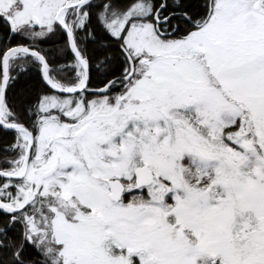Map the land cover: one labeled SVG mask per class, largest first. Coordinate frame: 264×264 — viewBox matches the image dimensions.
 <instances>
[{
  "label": "snow or ice",
  "instance_id": "1",
  "mask_svg": "<svg viewBox=\"0 0 264 264\" xmlns=\"http://www.w3.org/2000/svg\"><path fill=\"white\" fill-rule=\"evenodd\" d=\"M0 129V264H264V0H0Z\"/></svg>",
  "mask_w": 264,
  "mask_h": 264
},
{
  "label": "trees",
  "instance_id": "2",
  "mask_svg": "<svg viewBox=\"0 0 264 264\" xmlns=\"http://www.w3.org/2000/svg\"><path fill=\"white\" fill-rule=\"evenodd\" d=\"M130 0H121V3L127 4L129 3ZM194 4L198 3L199 0H192ZM93 26H95V20L93 21ZM97 33L98 36L103 37L104 33L100 31L99 28H97ZM5 43H7L5 41ZM108 41L106 40H101L99 46L107 45ZM63 41L60 40L58 37H54L52 41L41 45V47L47 49L49 51L50 57L53 59H56L57 56L60 54L56 53L54 49L56 48H62ZM88 48L90 51V54L92 55L93 59V64L97 62V56H99L98 51H93L94 49L98 48L97 44L90 43L88 44ZM103 59V57H100ZM62 59V57H61ZM122 59V57H120ZM119 61H114V66L118 63ZM92 75H93V84L95 85L96 81L100 78H102L98 73L95 67L92 69ZM41 87H43L42 80L40 78V74L38 69L35 66H31L30 70L24 74L21 75L19 80L16 82L14 88L10 91L9 96L10 99L17 105V108H19L20 103H21V97L24 99H27L29 96H34L35 92L38 91ZM15 133L14 131H9V130H3L0 129V150L5 148L7 145L13 142L14 140Z\"/></svg>",
  "mask_w": 264,
  "mask_h": 264
},
{
  "label": "water",
  "instance_id": "3",
  "mask_svg": "<svg viewBox=\"0 0 264 264\" xmlns=\"http://www.w3.org/2000/svg\"><path fill=\"white\" fill-rule=\"evenodd\" d=\"M9 131H11V130H9Z\"/></svg>",
  "mask_w": 264,
  "mask_h": 264
}]
</instances>
